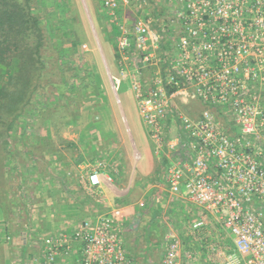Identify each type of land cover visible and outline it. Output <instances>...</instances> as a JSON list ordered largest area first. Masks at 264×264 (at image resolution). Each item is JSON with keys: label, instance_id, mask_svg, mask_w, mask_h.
I'll return each mask as SVG.
<instances>
[{"label": "built area", "instance_id": "1", "mask_svg": "<svg viewBox=\"0 0 264 264\" xmlns=\"http://www.w3.org/2000/svg\"><path fill=\"white\" fill-rule=\"evenodd\" d=\"M102 2L116 20L118 0ZM116 40L122 61L135 65L138 112L155 153L166 152L170 191L184 192L230 235L220 264H264V0H178L161 21L142 15L118 25ZM88 181L99 184V173ZM71 242L79 256L61 261ZM42 248L31 264H136L108 215L45 237ZM176 256L172 241L158 264Z\"/></svg>", "mask_w": 264, "mask_h": 264}, {"label": "crops", "instance_id": "2", "mask_svg": "<svg viewBox=\"0 0 264 264\" xmlns=\"http://www.w3.org/2000/svg\"><path fill=\"white\" fill-rule=\"evenodd\" d=\"M128 1L118 0V9ZM135 1L139 6L151 4L147 0ZM171 2L175 6L178 0ZM44 152L33 156L37 159L27 165L22 160H7L0 166L5 170L0 177V264H31L41 257L45 237L69 235L81 220L101 215L117 220L125 255L136 264L163 259L172 241L177 244L176 264H220L231 249L230 235L212 214L203 212L184 192L170 191L163 173L168 162L166 152L161 153V160L153 155L154 167L162 163L159 172L154 167L151 171L159 177H154L155 182L140 197H133L121 187L123 163L99 159L94 154L87 161L82 153L78 157L65 154V158L56 148L53 153ZM13 172L20 176L13 177ZM92 172L100 175L97 185L88 181ZM92 196L100 197L110 207L97 206ZM200 218L204 223L193 228ZM71 244V249L58 259L69 263L79 256L78 243ZM222 247L227 249L220 250Z\"/></svg>", "mask_w": 264, "mask_h": 264}, {"label": "rangeland", "instance_id": "3", "mask_svg": "<svg viewBox=\"0 0 264 264\" xmlns=\"http://www.w3.org/2000/svg\"><path fill=\"white\" fill-rule=\"evenodd\" d=\"M102 1L69 0L77 10L72 21L78 28L80 45L76 47L75 53L65 57L66 62L72 59L68 63L70 69L65 74L66 81L60 79L58 69L53 65L52 72L45 71V75H49L55 84V88L51 84L49 87L53 91L51 97L57 109L43 125H38L39 122L32 124L34 117L31 116V112L28 113L32 106L27 107V115L20 117L15 124L14 132L9 139L10 144L6 146L5 152L0 151V166L7 160L10 162L22 160L27 165L37 159L33 158L34 155L39 157L38 153L43 151L50 154L55 148L60 149L65 158L67 154L78 157L82 153L85 158L94 154L99 159L123 163L119 174L121 187L125 188L126 192L129 191L133 197H140L145 192L144 189L147 190L150 184L155 182L154 177H159L158 173L151 172L155 165L153 155L161 160L163 152L153 154L154 145L152 143L150 145L140 118L131 83L132 69L135 65L133 61L131 64L129 60L122 61V53L116 40L118 25L130 26L137 16L142 15L161 21L173 10L174 5L172 0H147L151 4L139 6L135 0H129L120 10L114 12L116 20L110 21L109 11L103 6ZM42 2L47 10L54 11L52 0ZM55 13L57 15L53 14L52 17H56L54 20L56 24L59 16L64 17L65 13L62 10ZM69 36L70 33H66V37ZM79 58L91 71L86 81L82 80L81 71L76 68ZM148 74L147 71L143 73L147 81ZM63 92L67 93L68 97H65L66 94L63 96ZM65 120H69V123L63 126ZM26 149L30 152H26ZM160 165L162 163L157 162V166L154 167L156 172H159ZM4 171V168L0 167L1 178ZM11 175L20 176L14 172ZM142 177L145 178L139 179ZM92 201L97 206L110 205L100 197L92 196ZM110 202L114 205L113 201ZM225 248L222 247L220 250L225 251L227 249ZM160 261L161 259H155L149 264H158Z\"/></svg>", "mask_w": 264, "mask_h": 264}, {"label": "trees", "instance_id": "4", "mask_svg": "<svg viewBox=\"0 0 264 264\" xmlns=\"http://www.w3.org/2000/svg\"><path fill=\"white\" fill-rule=\"evenodd\" d=\"M52 2L54 11L47 10L42 0H0L1 152H5L15 124L27 115L30 106L28 113L34 117L32 124L43 125L52 117L57 105L51 97L53 91L49 84L53 88L55 84L45 71L52 72L53 65L58 69L60 79L66 81L65 74L72 59L66 62L65 57L75 53L80 45L78 28L72 21L77 14L76 7L69 0ZM57 10L64 11L65 16H59L55 24L56 17L52 16ZM66 33L70 36L66 37ZM79 59L76 68L86 81L91 71ZM62 94L68 97L67 93ZM68 123L69 120H65L62 125Z\"/></svg>", "mask_w": 264, "mask_h": 264}, {"label": "bare ground", "instance_id": "5", "mask_svg": "<svg viewBox=\"0 0 264 264\" xmlns=\"http://www.w3.org/2000/svg\"><path fill=\"white\" fill-rule=\"evenodd\" d=\"M136 155H137V153H136Z\"/></svg>", "mask_w": 264, "mask_h": 264}]
</instances>
